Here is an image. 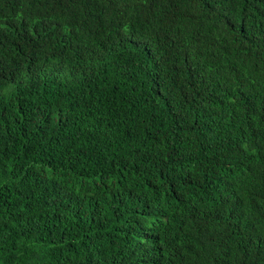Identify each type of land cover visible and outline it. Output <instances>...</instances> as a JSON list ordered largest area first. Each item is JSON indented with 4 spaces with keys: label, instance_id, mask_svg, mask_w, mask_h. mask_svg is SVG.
I'll return each mask as SVG.
<instances>
[{
    "label": "trees",
    "instance_id": "1",
    "mask_svg": "<svg viewBox=\"0 0 264 264\" xmlns=\"http://www.w3.org/2000/svg\"><path fill=\"white\" fill-rule=\"evenodd\" d=\"M0 264H264V0H0Z\"/></svg>",
    "mask_w": 264,
    "mask_h": 264
}]
</instances>
